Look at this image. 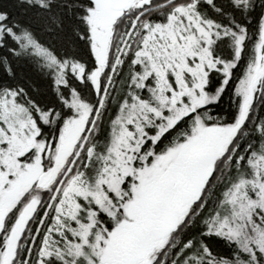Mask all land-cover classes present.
<instances>
[{
  "label": "snow or ice",
  "instance_id": "obj_1",
  "mask_svg": "<svg viewBox=\"0 0 264 264\" xmlns=\"http://www.w3.org/2000/svg\"><path fill=\"white\" fill-rule=\"evenodd\" d=\"M0 264H264V0H0Z\"/></svg>",
  "mask_w": 264,
  "mask_h": 264
}]
</instances>
